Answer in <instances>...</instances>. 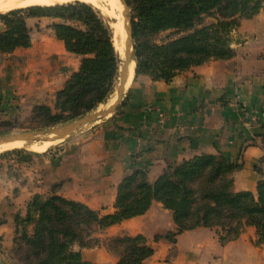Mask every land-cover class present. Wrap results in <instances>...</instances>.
<instances>
[{
    "label": "trees",
    "instance_id": "1",
    "mask_svg": "<svg viewBox=\"0 0 264 264\" xmlns=\"http://www.w3.org/2000/svg\"><path fill=\"white\" fill-rule=\"evenodd\" d=\"M134 16L136 76L172 83L182 72L212 60L236 56L233 34L242 19H253L264 0H126ZM49 18L56 38L68 53L81 59V67L57 92L55 103L35 105L23 130L52 128L96 110L115 92L119 54L113 33L93 5L74 2L56 6H32L0 14L5 30L0 33V56L32 45L28 19ZM0 134L14 129L0 125ZM264 150V141H263ZM21 163L33 160L23 150ZM241 165L224 156H202L171 163L151 184L148 174L135 170L119 185L116 211L102 216L88 205L58 194H35L27 203L26 216H15L11 255L22 264H95L86 261L83 249L104 246L118 258L116 264H147L154 250L147 238L121 236L102 242L94 236L124 221L145 215L154 202L173 214L177 225L156 239L175 242V237L204 227L216 231L221 245L237 241L247 226L257 230V244L264 245V180L256 194L234 190V174ZM263 173L262 168H258ZM3 222H0V226Z\"/></svg>",
    "mask_w": 264,
    "mask_h": 264
},
{
    "label": "crops",
    "instance_id": "2",
    "mask_svg": "<svg viewBox=\"0 0 264 264\" xmlns=\"http://www.w3.org/2000/svg\"><path fill=\"white\" fill-rule=\"evenodd\" d=\"M32 45L0 56V115L18 99L20 112L35 105L53 106L57 92L79 71L81 60L58 40L49 18L28 19ZM5 30L0 22V33ZM236 56L212 60L180 73L167 84L136 76L109 128L113 137L86 144L73 140L48 174L59 183L58 194L79 201L102 216L116 211L118 187L135 170L153 184L171 163L202 156H224L241 165L234 174V190L256 194L264 180V7L253 19L241 20L233 34ZM233 103L258 111L251 122ZM247 122V123H246ZM262 168L263 173L258 172ZM52 186V185H51ZM0 226V264H22L10 256L15 222ZM171 211L154 202L143 216L99 231L102 242L125 235L147 238L154 254L147 264H264V245L257 230L247 226L237 241L221 245L216 231L204 227L184 232L175 242L156 238L175 232ZM86 261L116 264L104 246L83 249ZM6 258V259H5Z\"/></svg>",
    "mask_w": 264,
    "mask_h": 264
},
{
    "label": "rangeland",
    "instance_id": "3",
    "mask_svg": "<svg viewBox=\"0 0 264 264\" xmlns=\"http://www.w3.org/2000/svg\"><path fill=\"white\" fill-rule=\"evenodd\" d=\"M74 2H80V1H74ZM93 7L97 9L95 6ZM97 10L104 18L102 12L99 9ZM120 13L121 10L119 11V15ZM55 22L56 21L54 20V23ZM108 25L111 29L109 23ZM114 46H115V42H114ZM115 49L119 54V61H120V57L122 56V53L116 48V46ZM120 67H121V63H120ZM119 76H120V68H119ZM119 80L120 79L118 77V80L116 82L115 92L110 96L107 102L100 105L96 110L92 111L91 113H95L98 109L107 106L110 102H113V100L115 99V95L118 91ZM14 106L16 108L13 106H9L10 109L8 108V110H11L9 112L10 115L8 114L6 116L0 115V125L3 124L10 125L13 126L14 129L0 135H7V134L26 131L21 129L20 126L30 117L32 112L30 114L28 112L21 113L19 103ZM118 110L115 113L109 115L105 119H102L96 123L87 124L86 126L79 129L72 136L64 138L59 144L52 146L46 152H43L41 154L31 153L24 149H17V150H23L28 154L33 155L34 157L32 161L21 163L17 156L0 158V222L4 221L6 218H8V216L12 217L14 219V222L16 215L26 216L27 203L35 194L46 195L50 193L53 186L60 185L59 183H54V182L51 183L50 181H48L49 179H52V176L49 178L48 174L50 173L51 169L55 164L53 163L54 160L56 161L61 153H65L68 146L71 144L73 140L75 141L78 140L77 144H86L94 139H95L94 141L98 139L103 140L104 138L110 140L113 137L112 136L113 132L115 131L109 128L111 125L110 122L112 121L114 116H116ZM63 125H59V126H63ZM2 131L3 129H0V132ZM4 153L6 152H1L0 155ZM49 166H51V169H49ZM98 232L99 231L95 232L94 236ZM14 236H15V230H14ZM10 256H12L11 252H10ZM0 259L3 261V257L0 256Z\"/></svg>",
    "mask_w": 264,
    "mask_h": 264
},
{
    "label": "water",
    "instance_id": "4",
    "mask_svg": "<svg viewBox=\"0 0 264 264\" xmlns=\"http://www.w3.org/2000/svg\"><path fill=\"white\" fill-rule=\"evenodd\" d=\"M121 13L120 18L124 21V27L122 29V43L124 45L125 55L120 57V76L119 86L116 98L108 106L107 109L97 113H91L84 115L75 121H72L66 125L59 127H52L39 130H26L19 133H12L7 135H0V146H4L11 143H16L22 140L30 142L36 141H56L72 136L79 129L90 123H96L102 119L107 118L109 115L115 113L126 97L128 91V79L130 77L132 65L135 64V78L137 73L136 63V42L134 39V27L133 20L134 16L126 0H120ZM112 29V28H111ZM113 32V39L115 40L116 35ZM55 135V136H54ZM54 136V137H53Z\"/></svg>",
    "mask_w": 264,
    "mask_h": 264
},
{
    "label": "bare ground",
    "instance_id": "5",
    "mask_svg": "<svg viewBox=\"0 0 264 264\" xmlns=\"http://www.w3.org/2000/svg\"><path fill=\"white\" fill-rule=\"evenodd\" d=\"M74 1H80L91 4L102 12L104 18L110 24L112 30L116 35V38L114 40L115 46L124 56L125 50L124 45L122 43V29L124 27V21L120 18L119 15V11L121 10L120 0H0V14H6L14 10L28 8L32 6H56L73 3ZM134 79L135 64H133L131 68L130 77L128 79V89L134 84ZM111 103L112 102H110L107 106L98 109L95 113L100 112L102 109H107ZM62 140L63 139H59L56 141L36 142L22 140L16 143L0 146V153L17 149H24L31 153L41 154L43 152H46L52 146L59 144Z\"/></svg>",
    "mask_w": 264,
    "mask_h": 264
},
{
    "label": "built area",
    "instance_id": "6",
    "mask_svg": "<svg viewBox=\"0 0 264 264\" xmlns=\"http://www.w3.org/2000/svg\"><path fill=\"white\" fill-rule=\"evenodd\" d=\"M19 103L18 99H13V102H9V106L17 105ZM240 105H241V111L243 112V115H246V118L250 119L251 122H257L259 120V113L258 111L254 110L251 112H248V108L245 104H237L233 103V106L240 111ZM16 108V107H15ZM247 123V122H246Z\"/></svg>",
    "mask_w": 264,
    "mask_h": 264
}]
</instances>
